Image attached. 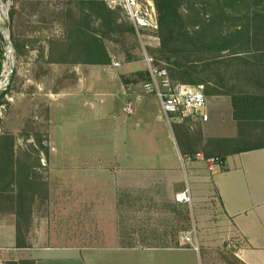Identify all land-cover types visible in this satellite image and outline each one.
Here are the masks:
<instances>
[{
    "label": "crops",
    "instance_id": "crops-1",
    "mask_svg": "<svg viewBox=\"0 0 264 264\" xmlns=\"http://www.w3.org/2000/svg\"><path fill=\"white\" fill-rule=\"evenodd\" d=\"M89 71L43 95L45 172L34 177L19 240L15 203L0 205V264H141L160 253L173 264L184 252L202 260L183 236L201 241L206 264L225 255L232 264H264V149L209 166L196 158L206 157V134L194 147L189 121L168 122L136 73ZM209 112L196 122L202 132ZM183 193L188 201L177 199ZM226 240L227 254L211 243Z\"/></svg>",
    "mask_w": 264,
    "mask_h": 264
},
{
    "label": "trees",
    "instance_id": "trees-1",
    "mask_svg": "<svg viewBox=\"0 0 264 264\" xmlns=\"http://www.w3.org/2000/svg\"><path fill=\"white\" fill-rule=\"evenodd\" d=\"M68 1L67 7L76 5L78 12L68 11L73 25L69 24L71 28L67 30V44L51 41L46 62L109 65L110 56L100 40L111 41L121 31L114 11L103 0ZM153 3L158 16L156 37L159 41L151 56L154 64L169 71V77L175 82L203 86L206 97H229L233 120L253 124L261 131L255 137L262 140L244 145L242 139L238 140L221 158L264 149V0H153ZM90 17L100 22L103 36L90 30ZM126 32L135 34L131 24ZM11 43L16 53L23 54L24 46L15 43L12 36ZM70 55L75 56L71 61ZM80 55L87 61H77ZM236 77L245 80L247 88L237 89L233 84ZM148 80L145 71L137 73L135 82L142 84ZM2 99L0 95V106ZM33 139L35 144L31 150L47 155L48 149L42 145L40 134L35 132ZM15 140L11 133L0 134V205L15 203L16 239L19 240L20 215L23 206L30 204L35 196L33 170L38 164L30 163L31 159L36 160L31 153L21 155L16 151ZM212 155L206 152L205 158Z\"/></svg>",
    "mask_w": 264,
    "mask_h": 264
},
{
    "label": "rangeland",
    "instance_id": "rangeland-1",
    "mask_svg": "<svg viewBox=\"0 0 264 264\" xmlns=\"http://www.w3.org/2000/svg\"><path fill=\"white\" fill-rule=\"evenodd\" d=\"M103 1L106 3L107 0ZM68 2V0H15L13 16L9 22L10 36H12L15 43L22 44L24 47L22 50L23 54L16 53L18 64L16 65V77L11 89L12 92H5L6 97L3 95L2 105L0 106V134H13L16 139V151L21 153V155L29 152L32 158L37 160L31 159L30 163L37 162L38 164L36 167L38 171L34 175L38 180L43 178L45 172V156L42 152L41 155L33 152V147L28 145L26 138H33L35 132L40 134L42 140L46 137L47 116L46 102L44 101L46 98L43 95L60 87L68 86L73 75L82 72L87 67H89L91 74L99 73L101 70L113 73L130 72L131 74L145 72L146 68L142 61L143 49L149 56H153L154 50L158 48V43L152 37L149 39L146 36L143 42L136 33H127L126 30L130 23L123 11L119 7H115L111 10L115 13V18L121 31L111 41L102 38L100 41L108 52L110 60L119 63V67L108 68L109 65L48 64L46 57L49 43L51 41H65V44H67V30L71 28L69 24L72 23L73 25L72 18V22L70 23L69 21L70 14L68 11L71 9L74 12H78L76 5L67 7ZM89 21L90 30L96 33L97 36H103L100 22L95 17H90ZM1 41L0 35V75L5 70L4 46ZM81 56H78L77 61H87ZM74 57L70 55L69 61L73 60ZM233 84L239 89L246 87L247 82L240 77H236ZM40 96H43V99ZM219 100L220 102L217 99L215 101L212 97H207L205 110L207 113L209 111L214 113V118L208 122L207 128L205 127L203 132L200 125L196 122L185 123V129L191 137L194 147L200 148V135L206 134L204 136L206 143L203 147L205 153L210 152L213 153L212 156L220 158L238 140L242 139L243 145L262 140V137L259 139L255 137L257 133L261 134V131L255 125L237 123L232 116L230 119L228 111L231 108L229 97L221 96ZM209 138H213V140L209 141ZM194 239L191 240V245H186H189L194 251L198 247L200 254L203 256L202 260L197 259L195 264H206L205 248L201 246L199 239ZM211 243L219 244L216 250H221L220 253H228L226 251L227 240L213 241ZM186 254L185 252L174 253L171 260L172 263L194 264L192 258L190 256L188 258ZM227 256L218 257L216 260L219 264H232V259ZM164 259L166 258L160 253L153 259L149 258L146 260V257H144L141 264H165Z\"/></svg>",
    "mask_w": 264,
    "mask_h": 264
},
{
    "label": "built area",
    "instance_id": "built-area-1",
    "mask_svg": "<svg viewBox=\"0 0 264 264\" xmlns=\"http://www.w3.org/2000/svg\"><path fill=\"white\" fill-rule=\"evenodd\" d=\"M106 3L109 9L119 7L123 11L141 41L144 42L146 36L149 39L152 37L159 45L156 37L158 16L153 0H107ZM14 6L15 0H0V35L4 46L5 64V70L0 75V95L5 97V92H12L11 89L16 77V65L18 64V57L12 46L9 33L10 16ZM142 61L149 76V80L142 83V88L145 93L157 98L160 110L168 122L186 120L205 123L208 121V113L205 110L207 97L204 94L203 86H191L173 81L166 69L155 65L153 58L144 49ZM111 66L118 67L119 64L111 60ZM123 111L131 113V104H128ZM196 158L205 161L209 166L221 163L220 159L216 157L206 159L201 154H197ZM209 168L211 169V167ZM177 199L189 200L184 193L179 195ZM181 242L185 245H191L188 236L181 237Z\"/></svg>",
    "mask_w": 264,
    "mask_h": 264
}]
</instances>
